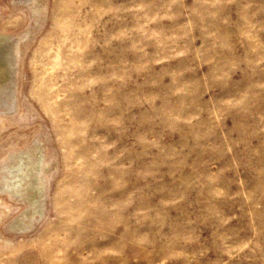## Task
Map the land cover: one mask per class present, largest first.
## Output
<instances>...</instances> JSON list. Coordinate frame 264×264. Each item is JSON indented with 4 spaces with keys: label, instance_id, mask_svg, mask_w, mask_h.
Segmentation results:
<instances>
[{
    "label": "rangeland",
    "instance_id": "374dc122",
    "mask_svg": "<svg viewBox=\"0 0 264 264\" xmlns=\"http://www.w3.org/2000/svg\"><path fill=\"white\" fill-rule=\"evenodd\" d=\"M0 264H264V0H0Z\"/></svg>",
    "mask_w": 264,
    "mask_h": 264
}]
</instances>
